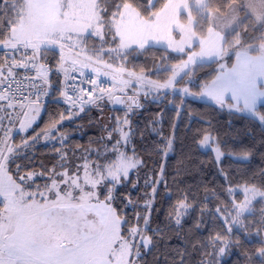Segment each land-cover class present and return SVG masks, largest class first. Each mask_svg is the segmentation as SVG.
<instances>
[{
	"label": "snow or ice",
	"instance_id": "1",
	"mask_svg": "<svg viewBox=\"0 0 264 264\" xmlns=\"http://www.w3.org/2000/svg\"><path fill=\"white\" fill-rule=\"evenodd\" d=\"M159 45L163 52L152 59L151 71L131 65L129 57ZM0 48L6 49L0 57V264H148L147 254L164 238L158 225L149 229L158 189L168 184L163 166L146 170L138 147L145 132L131 117L147 104L176 108L166 136L163 111L149 121L165 158L178 138L175 121L187 97L248 113L264 127V0H0ZM54 48L59 56L52 63ZM86 69L96 77L85 78ZM202 69L209 70L200 76ZM101 75L111 86L101 83ZM52 76H62L60 97L70 112L48 114L37 132ZM105 102L123 105V115L101 122L98 147L77 156L65 147L69 137L59 125L90 106L103 112ZM187 131L193 143L211 147L214 160L222 161L226 145L214 126ZM16 132L24 134L19 145L13 142ZM41 139L60 147L51 167L40 161L43 171H35ZM152 150L160 152V144L154 142ZM236 158L249 160L251 153ZM140 171L150 189L143 205L133 202L130 191L140 184ZM218 171L224 178L219 192L209 193L206 185L181 187L183 181L173 178L177 203L165 219L182 226L198 208L189 232L209 231L185 240L184 248L167 249L165 264H191L194 251L201 254L195 264H220V257L240 247L235 229H255L264 243V168L236 179ZM210 200L216 201L212 208ZM130 205L131 217L125 212ZM256 256L264 264V247Z\"/></svg>",
	"mask_w": 264,
	"mask_h": 264
},
{
	"label": "trees",
	"instance_id": "2",
	"mask_svg": "<svg viewBox=\"0 0 264 264\" xmlns=\"http://www.w3.org/2000/svg\"><path fill=\"white\" fill-rule=\"evenodd\" d=\"M5 52V49H1L0 57ZM50 52L52 53L50 54V58H52V63H54V59L58 58L59 54L52 49ZM162 52L163 47L155 46L150 52L129 57V60L131 61V65L143 66L145 71L149 72L152 70V59L156 58L159 60ZM175 62L177 61H172V63ZM208 70L202 69L199 75L203 76L204 72ZM50 79L52 81V89L50 90L51 101L45 106L46 111L43 113L40 123L42 126L48 123V114L64 113V106L58 99L60 97L59 89L64 87L63 78L62 76H52ZM193 90H195V82ZM113 111L123 115V108H115ZM161 111L165 114L162 134L166 136L170 131L172 118L176 114V108L171 103H165L161 106L149 103L143 109L138 110V114L132 116L134 126H138L145 132L144 141L142 144H138V147L141 149L142 158L147 160L148 169L146 170L156 169L158 171L163 166L168 184L167 189L163 185L158 189V195L151 215V228L149 229V233H151V229L158 225L162 230L164 238L161 239L156 249L147 254L146 259L148 264H165L167 249L174 247L184 248L185 240L191 242L208 235L209 230L207 227L203 230L189 232L199 214L198 208L190 210V215L182 222V226L175 225L174 219L172 221L165 219L170 207L177 203L178 192L176 185L173 184L174 177L178 176V179L183 181L180 185L181 187L191 186L195 190L201 185H206V190L211 193L213 191L219 192L221 186L224 184V178L218 169H223L225 173L236 179L245 172L264 168V144L260 142L264 138V127L258 121H255L250 114L229 112L227 108L221 109L212 102L186 98V109L181 113L180 118L175 121L176 136L178 138L174 142L173 150L165 158L162 151L163 142L156 132L151 131L149 123L155 114ZM76 121L81 125H86L82 127L80 134L75 133L72 136L76 139L77 143L83 146L97 144L96 141L101 136V118H98L97 113L95 114L89 110ZM209 123L218 130L220 138L225 141L226 147L224 150L226 155L220 163L214 160V152L211 149L204 150L198 142L193 143L187 131L189 127L192 129H207ZM89 125H92V128H89ZM154 142L160 144V152L152 150ZM144 148H147L149 151L144 152ZM229 152L234 155H244L246 152H250L251 158L249 160L237 159L232 155H227ZM56 158L57 155L52 153L50 147L41 144L36 150L34 168L42 169L40 161L51 167L55 163ZM130 179H135L134 173L130 176ZM148 189L143 186V182L140 180L137 188L130 189L133 202H139L143 205ZM120 191H124V189L121 188ZM203 194L204 189L201 188V199L203 198ZM215 204V200H210L207 207L212 208ZM135 210L140 211L141 209ZM125 212L131 217L134 214L133 206L130 205L125 209ZM252 220L248 222H252ZM233 236L239 237L238 243L240 247H233L230 251L226 252L220 264H259L256 254L260 247H264V243H261V238L255 235V229L251 230V234L235 229ZM167 254L170 259L171 253L167 252ZM200 255L198 251H194L190 258L191 264H195L200 259Z\"/></svg>",
	"mask_w": 264,
	"mask_h": 264
},
{
	"label": "rangeland",
	"instance_id": "3",
	"mask_svg": "<svg viewBox=\"0 0 264 264\" xmlns=\"http://www.w3.org/2000/svg\"><path fill=\"white\" fill-rule=\"evenodd\" d=\"M95 41H94V39H90L89 40V47H91V45L94 43ZM160 47H163L162 45H159ZM1 49H4V48H0V50ZM6 50V49H5ZM52 50H54V51H56L58 54H59V50L58 49H52ZM50 54H52L51 52H50ZM106 59H107V57H105ZM91 70V69H90ZM187 98H193V99H197V100H202V101H208V102H212V101H210L208 98H206V97H201V98H196V97H187ZM59 100H60V103L64 106V113H65V115H67L69 112H70V106H68V104L66 103V102H64L63 100H62V98L61 97H59L58 98ZM212 103H214V102H212ZM115 108H123V112H124V106L123 105H118V107L117 106H115V105H112V104H110V103H107V102H105V106H104V109H103V112H100V111H98L94 106H90V111H92V112H94L95 114L97 113V115H98V118L100 117L101 118V121H100V123L101 122H105V123H108V122H110V118L113 116V115H115V114H118V113H116V112H114L113 111V109H115ZM89 111V110H88ZM88 111H86L85 113H81V114H79L78 116H76V117H74L73 119H66L61 125H59V127L61 128V130L64 132V134L65 135H67L68 137H69V139H68V141H66V144H65V147L67 148V149H70V150H74L75 152H76V154H77V156L80 154V152L83 150V149H85V148H93V149H95V148H97L98 147V144H89V145H86V146H83V145H81V144H78L77 143V141H76V139L74 138V137H72L75 133H78V134H80V130L82 129V127H85L86 125H84V124H80L79 122H77L76 120L80 117V116H82V115H84V114H86ZM248 114V113H247ZM43 115V114H42ZM120 115V114H119ZM41 118H42V116H41ZM41 118H40V120L38 121V126H36V131L37 132H39V131H41L42 129H44L45 127H46V125H47V123L44 125V126H42V125H40V123H41ZM131 119L133 120V117H131ZM133 125H135L134 123H133ZM73 126V127H72ZM18 127V126H17ZM73 128H75V129H73ZM89 128H92V125H89ZM32 133H31V131L28 133V135L30 136ZM22 135H24V134H22V133H19V132H16L14 135H13V142L16 144V145H19V144H21L22 143V140H21V137H22ZM58 135V134H57ZM45 145L46 147H50V149H51V151H52V153H54V154H56V152L54 151V148H59L60 147V145L59 144H57L54 140H50V141H44L43 139H41L38 143H37V145H36V147H35V150H34V155H36V150H37V147H39V145ZM204 150H212V148L211 147H205V146H201ZM171 153V152H170ZM169 153V154H170ZM168 154V155H169ZM57 155V154H56ZM232 156L234 157V158H236V157H238V156H243V155H234V154H232ZM69 158L70 159H72V156H71V152H69ZM223 160V159H222ZM56 162V161H55ZM221 162V161H220ZM219 162V163H220ZM34 170L35 171H43V169H40V168H34ZM133 173L135 174V170L133 171ZM139 175H140V180H142V182H143V177H144V171H140V173H139ZM131 176V175H130ZM48 177H47V174L45 175V177H38L37 178V184H43L45 181H46V179H47ZM150 192V189H148L147 191H146V194L147 193H149ZM224 257V256H223ZM223 257H220L219 258V260H220V262H221V259L223 258Z\"/></svg>",
	"mask_w": 264,
	"mask_h": 264
},
{
	"label": "built area",
	"instance_id": "4",
	"mask_svg": "<svg viewBox=\"0 0 264 264\" xmlns=\"http://www.w3.org/2000/svg\"><path fill=\"white\" fill-rule=\"evenodd\" d=\"M19 71L23 72L22 69L19 70ZM95 77H96V74H95L93 71H91L90 69H86V70H85V78H87V79H93V78H95ZM100 81H101V83L104 84V85L111 86V84H112V81H111L110 78L107 77V76H103V75H101V77H100ZM49 101H51V93H49L48 97H46V98L44 99V104H45V106H46V104H47ZM68 106H69V105H68Z\"/></svg>",
	"mask_w": 264,
	"mask_h": 264
},
{
	"label": "water",
	"instance_id": "5",
	"mask_svg": "<svg viewBox=\"0 0 264 264\" xmlns=\"http://www.w3.org/2000/svg\"><path fill=\"white\" fill-rule=\"evenodd\" d=\"M115 106H117V107H118V105H115Z\"/></svg>",
	"mask_w": 264,
	"mask_h": 264
}]
</instances>
